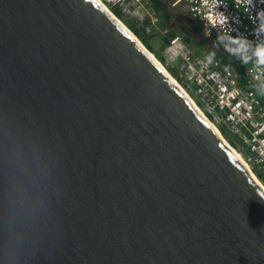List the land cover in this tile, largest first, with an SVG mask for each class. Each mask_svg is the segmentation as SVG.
Wrapping results in <instances>:
<instances>
[{
    "label": "water",
    "instance_id": "obj_1",
    "mask_svg": "<svg viewBox=\"0 0 264 264\" xmlns=\"http://www.w3.org/2000/svg\"><path fill=\"white\" fill-rule=\"evenodd\" d=\"M0 264H264V191L97 0H0Z\"/></svg>",
    "mask_w": 264,
    "mask_h": 264
},
{
    "label": "built area",
    "instance_id": "obj_2",
    "mask_svg": "<svg viewBox=\"0 0 264 264\" xmlns=\"http://www.w3.org/2000/svg\"><path fill=\"white\" fill-rule=\"evenodd\" d=\"M234 3L239 5L240 0H187L188 9L200 22L204 37H213L217 41L229 38L235 53L248 59L244 82L250 88H241L232 69L222 66L218 59L196 57L192 67L189 52H186L185 60L191 71L190 77L210 110L230 127L229 130L248 151L250 163L264 168V66L256 63L254 55L257 45L264 43V32L254 34V29L259 28L264 17L254 21L249 19L264 5L255 0V8L245 12L243 5L235 7ZM220 11L229 17V25L221 26L217 22L214 26L211 22ZM218 33L221 34L220 39H217ZM236 38L247 46L246 52L237 50V43L233 42Z\"/></svg>",
    "mask_w": 264,
    "mask_h": 264
},
{
    "label": "rangeland",
    "instance_id": "obj_3",
    "mask_svg": "<svg viewBox=\"0 0 264 264\" xmlns=\"http://www.w3.org/2000/svg\"><path fill=\"white\" fill-rule=\"evenodd\" d=\"M101 1L104 2L105 6L108 9H110L111 6L118 11L119 17H116L112 12L111 13L116 18H118L125 26L127 23L128 25H132L135 29L144 32V36L147 42L155 50V54L158 56L159 59H161V61L158 58H156L153 53H151L149 50L148 51L161 63V65L165 69L168 68L169 70H172L175 73L176 77L181 81H183L185 86L179 83L175 78L171 76L177 82V84L180 85V87L189 95V97L192 98L194 103L199 107V109L205 115V117H209L207 119H209V121L215 126V128H217V130L221 126H223L224 129L227 131V133H230L231 135L235 136L233 132L229 130L230 127L225 125V123H223L219 115L210 110L209 105L203 99L201 93L197 91V87L194 84L192 77H190L191 71L187 66V62L185 60V53L189 52L190 60H191L190 62L192 67H194L196 60L194 49L182 43L179 35L178 38L177 36L174 35L169 36L165 32L158 31L159 29L158 20L156 19L157 17L155 13L151 10L148 1L146 0H101ZM183 10L185 11V14L181 13V16L184 27L187 28V26H189L192 29L197 28L194 21L187 14L185 7L183 8ZM198 51H199L198 53L202 52L199 49ZM234 147L232 148L240 154L243 160L248 164V167L251 170V172L256 177V174L252 171L251 168L252 164L248 160V155H246L245 152L243 153V151H245V147L241 143L238 144L236 143V146Z\"/></svg>",
    "mask_w": 264,
    "mask_h": 264
},
{
    "label": "trees",
    "instance_id": "obj_4",
    "mask_svg": "<svg viewBox=\"0 0 264 264\" xmlns=\"http://www.w3.org/2000/svg\"><path fill=\"white\" fill-rule=\"evenodd\" d=\"M148 2L150 4V8L157 15L158 28H159L158 31L159 32H165L169 36L174 35V36L178 37V35H179L182 43H184L185 45H188L190 47H194L197 50V53L199 52L198 49L202 51V52H200V53H202V56H200V57L218 59L222 66L223 65H230L234 69V72H235L234 76H236V80L238 82V85L244 89L250 88V86L244 82L243 77H242L244 67L246 66V63L248 62L247 58H244V57L236 54L235 51L232 50L233 49L232 47L231 48L229 46L227 47L224 44L225 43L224 39H222L221 41H217L213 37H204L201 34L200 22L193 16L192 17L198 23L199 27L197 29L196 28L191 29L192 31L190 29H186L184 26L178 27L175 24H171L170 23V13L166 9L165 0H148ZM187 9H188V5H187ZM109 10L116 17H119L118 11L116 9H114L113 7L110 6ZM188 11H189V9H188ZM189 13H190V11H189ZM126 27L137 37V39L142 43V45L144 47H146V49H148L151 53L154 54V56L156 58H158V56L155 54V50L147 42L143 31H139L138 29H135L132 25H128L127 23H126ZM193 32L196 33V36H194L195 34ZM200 53H198V54H200ZM194 54H195V57H197L196 53H194ZM159 60L161 61V59H159ZM242 61H246V63H244ZM166 70L168 71V73L173 78H175L179 83L184 85L183 81L178 79L172 70H169L168 68H166ZM207 118H209V117H207ZM218 131L223 135L224 139L226 140V142L231 147L236 146V143L237 144L240 143L237 140V137L231 135L230 133H227V131L224 129L223 126H221L218 129ZM244 152L246 153V155H248V151L246 149H245V151H243V153ZM251 168H252V171L256 174V177L258 178L260 183L264 186V168H258L255 165H252Z\"/></svg>",
    "mask_w": 264,
    "mask_h": 264
},
{
    "label": "clouds",
    "instance_id": "obj_5",
    "mask_svg": "<svg viewBox=\"0 0 264 264\" xmlns=\"http://www.w3.org/2000/svg\"><path fill=\"white\" fill-rule=\"evenodd\" d=\"M259 3L264 5V0H259ZM243 5L245 8V12H250L252 9L255 8V0H240V4H236L234 3L235 7L241 6ZM224 7H226V4H223ZM217 7H220V4H217ZM261 17H264V8H261L259 10L255 11V16H249V19L251 21L254 20H260ZM210 20H211V16H210ZM233 20L235 22H237L235 20V18H233ZM211 22L213 23V25L215 26V24L218 22L221 26H225V25H229V17L223 12L220 11L217 18L214 20H211ZM260 31V32H264V22H261L260 26L258 29H254V34L255 32ZM206 35H208V33H206ZM220 35L221 34H217V39H220ZM234 43H237V50L241 51V52H246L247 51V46L244 43L239 42L238 38L233 40ZM254 55L256 57V63L258 65H262L264 66V43H261L259 45H257V47L255 48L254 51ZM244 63H246V61H242Z\"/></svg>",
    "mask_w": 264,
    "mask_h": 264
},
{
    "label": "crops",
    "instance_id": "obj_6",
    "mask_svg": "<svg viewBox=\"0 0 264 264\" xmlns=\"http://www.w3.org/2000/svg\"><path fill=\"white\" fill-rule=\"evenodd\" d=\"M146 1H148V0H146ZM149 3V2H148ZM149 6H150V4H149ZM165 6H166V9L168 10V12L170 13V23L171 24H175L176 26H178V27H182V26H184L183 25V22H182V16H181V13H184L185 14V11L183 10V8L185 7V10H186V12H187V14L189 15V17L194 21V23L196 24V27L198 28L199 27V25H198V23L195 21V19L192 17V15L189 13V11H188V9H187V0H165ZM152 10V9H151ZM153 11V10H152ZM154 12V11H153ZM156 15V14H155ZM156 17H157V15H156ZM157 20H158V18H156ZM186 28V27H185ZM196 28V29H197ZM186 29H192V28H190L189 26H187V28ZM201 30V29H200ZM192 31V30H191ZM177 33V32H176ZM195 35L194 36H196V33L195 32H193ZM201 34H202V32H201ZM178 35V34H177ZM180 37V36H179ZM178 37V38H179ZM224 44L228 47H232L233 48V46H232V43H231V40L230 39H228V38H225L224 39ZM193 49H194V53H196V56L197 57H200V56H202V54L200 55V54H198L197 53V50H195V48L194 47H192ZM233 51H234V48L232 49ZM248 61V60H247ZM224 67H230L231 69H232V71H233V73L235 74V72H234V69H233V67H231L230 65H223ZM248 67H249V61L246 63V66L244 67V70H243V74H242V77H243V80H245L246 79V76H245V72L247 71V69H248ZM236 77V76H235ZM244 86V85H243Z\"/></svg>",
    "mask_w": 264,
    "mask_h": 264
},
{
    "label": "bare ground",
    "instance_id": "obj_7",
    "mask_svg": "<svg viewBox=\"0 0 264 264\" xmlns=\"http://www.w3.org/2000/svg\"><path fill=\"white\" fill-rule=\"evenodd\" d=\"M101 6L110 14L112 15L116 20H118V22L120 23V25L126 30L128 31L137 41L138 44L148 53V55L163 69V71L165 72V74L171 79L172 82H174L176 85L177 82L171 77V75L167 72V70L161 65V63L148 51V49H146L142 43L136 38V36L118 19L116 18L111 11L105 6V4L101 1V0H97ZM179 89L181 90V92L188 98V100L192 103V105L195 107V109L200 113V115L212 126V128L216 131V133L220 136V138L224 141V143L233 151V153L235 154V156L239 159V161L243 164V166L247 169V171L251 174V176L254 178V180L258 183V185L262 188V190L264 191V186L260 183V181L257 180V178L254 176V174L251 172V170L248 167V164L243 160V158L240 156V154L238 152H236L222 137V135L220 134V132L217 130V128H215V126L209 121V119H207V117H205V115L201 112V110L199 109V107L194 103V101L192 100V98L189 97V95L180 87V85H178Z\"/></svg>",
    "mask_w": 264,
    "mask_h": 264
}]
</instances>
